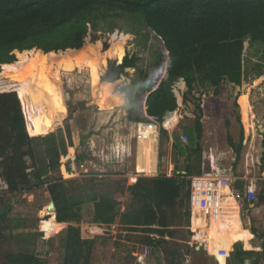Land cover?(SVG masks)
<instances>
[{"label": "rangeland", "instance_id": "374dc122", "mask_svg": "<svg viewBox=\"0 0 264 264\" xmlns=\"http://www.w3.org/2000/svg\"><path fill=\"white\" fill-rule=\"evenodd\" d=\"M98 42L103 52L115 45L116 51L119 50L120 53L118 58H106L101 72L103 75L109 63L120 64L124 57L137 58L135 66L126 69L125 76L113 83L112 95L118 101L109 100L110 110L128 108L129 117L136 122V136L140 125H152L154 129L149 135L135 137L131 141L130 156L120 162L119 169L124 174L93 175L87 173L88 169L84 171L80 165L77 166L71 158L73 149L68 146L64 132L65 120L60 121L52 132L59 147L66 145V158H71L69 168L66 171L59 169L48 172L42 177L40 186L11 204L7 221L0 224V264L4 263L7 253L16 256L22 252L45 260L47 264H62L65 233L70 226L79 228L82 239H95L90 264H167L165 261L170 258L175 259L176 264H252L254 261L264 264V203H258V195L264 189V162L260 168L261 146L256 132L258 128L264 133V45L251 51L247 43L244 44L242 63L245 75L240 86L223 82L215 93L212 86L205 84L201 88H195L184 102L185 89L180 92L178 105L173 93L178 81L164 77L167 58L160 38L146 27L141 16L99 6L41 38L17 47L0 49V91L7 92L24 84H29L30 89H33L30 78L19 82L4 74L2 66L15 64L18 54L31 50L42 54L68 50L75 52L89 43ZM64 78L67 80L70 102L72 105H80L78 108L82 106L67 119L72 143L77 147V150L74 149L75 154L93 157V166L106 170L104 164L109 154L108 146L115 138L112 137V131L94 134L79 146L81 136L90 133L91 129L100 128L97 114L105 111L94 98L88 66L83 64L71 72L60 71L59 78L55 68L43 64L41 85L51 97L53 114L60 120L66 113L62 114L63 93L52 83L63 85ZM160 82H164L167 93L177 104L179 121L172 130H167L153 119L147 120L145 114L142 115L141 102ZM198 102L203 110L200 144L206 159L204 174L196 179L192 205L181 197L178 208H166L169 227L163 238L168 244L166 251L156 250L150 248L148 239L160 237L139 231H125L123 227L121 216L140 211L144 203L132 197L128 187L136 181L141 184L145 179L157 175L171 177L178 169L182 170L183 156L189 133L193 131ZM238 116L245 123L246 141L240 150L239 160L235 162V155L226 140L229 136L235 144L238 143ZM94 119L95 124L92 125ZM128 126H120L119 136L127 134ZM159 129L165 130L166 135H159ZM181 135L187 139L185 142L180 138ZM202 177H227L234 180L235 186L246 195L244 206L239 209L237 202L229 197L207 203L201 209L198 202L201 190L205 188V179ZM56 179H61L64 183L72 205L69 220L61 230L59 226L41 221L49 218L43 216L51 203L47 188ZM191 182L193 180L190 184ZM223 192L227 193V189ZM94 193L108 197L109 209L115 217L111 225L82 219L84 211L80 206L88 202ZM11 199L9 195L1 193L0 208L8 207ZM114 243H119V246H114ZM235 250L254 251V254L239 263L233 254Z\"/></svg>", "mask_w": 264, "mask_h": 264}, {"label": "trees", "instance_id": "16d2710c", "mask_svg": "<svg viewBox=\"0 0 264 264\" xmlns=\"http://www.w3.org/2000/svg\"><path fill=\"white\" fill-rule=\"evenodd\" d=\"M99 6L141 16L146 27L160 38L167 58L164 77L177 79L173 93L178 105L180 92L185 89L184 102L195 88H201L205 84L212 86L215 93L223 82L240 86L245 75L242 63L244 44L247 43L251 51L264 45V0H0V49L17 47L41 38ZM115 47L114 45L110 50L103 52L98 42L89 43L75 52L68 50L42 54L31 50L18 54L15 64L2 66L4 74L16 81L24 82L30 78L33 89H30L29 84H24L7 92L0 91V194L12 197L8 207L0 208V224L7 221V214L13 202L16 203L23 194L40 186L42 177L48 172L68 170L71 158L77 166L81 165L84 171L88 169V174H124V171L119 169L120 162L130 156L131 141L135 137H145L153 131L152 125H140L136 136V122L129 117V109L125 107L110 110L109 100H117L112 95L113 83L125 76V70L133 68L137 62L135 57H124L120 64L109 63L103 75L101 72L105 67L106 58L120 56ZM43 64L55 68L59 78L60 71L71 72L83 64L88 66L94 98L105 111L97 114L100 128L91 129L90 133L81 136L79 146L94 134L112 131V137L115 138L108 146L109 154L104 164L106 170L94 167L91 163L93 157L75 154L77 147L72 143L68 120L64 121L63 127L68 146L73 149L71 158H66V145L59 147L54 140L52 131L61 120L53 114L51 97L41 85ZM64 80L60 86L52 83L63 93V115L70 107L80 106L70 102L67 80ZM177 104L167 93L164 82H160L148 92L145 106L143 104L141 110L143 108L142 113L145 111L149 118L165 129L174 128L179 121ZM200 106L198 102L193 131L189 133L183 156L185 174H175L171 177L159 175L145 179L141 184L136 181L128 187L130 195L144 203L140 211L121 216L123 227L125 231H139L160 237L148 239L150 248L156 250L166 251L168 244L163 238L169 227L166 208H178L181 197L190 202L191 178L204 174L206 159L200 144L203 132V110ZM167 113L170 114L166 115ZM237 122L240 127L238 143L235 144L229 136L226 140L235 155V162L239 160L240 150L246 141L245 123L239 116ZM91 124H95V119ZM123 124L129 126L127 134L121 137L119 130ZM257 125L256 123V128ZM256 132L261 146V168L264 162V133L258 128ZM159 135H166V131L159 129ZM196 179L198 178L194 179L193 190L196 187ZM53 182L47 188L51 203L43 212V216L49 218L41 221L59 226L61 230L69 220L72 205L62 180L56 179ZM258 203H264V189L258 195ZM80 208L84 211L82 219L86 222L111 225L115 220L109 209L108 197L104 194L94 193ZM188 211L187 209L189 215ZM64 241L62 264L91 263L95 239H82L79 228L70 226L66 229ZM114 246H119V243H114ZM233 254L237 262L243 263L245 257L254 253L235 250ZM165 262L176 264L172 258L166 259ZM3 264L47 262L22 252L16 256L7 253ZM252 264L258 263L254 261Z\"/></svg>", "mask_w": 264, "mask_h": 264}, {"label": "built area", "instance_id": "2783aa9c", "mask_svg": "<svg viewBox=\"0 0 264 264\" xmlns=\"http://www.w3.org/2000/svg\"><path fill=\"white\" fill-rule=\"evenodd\" d=\"M166 72V68H165ZM164 72V73H165ZM158 85V84H157ZM152 119V118H151ZM181 139L183 138L184 142L187 140L185 137L181 135ZM83 168L81 165L79 166ZM202 176V175H201ZM193 178V179H192ZM191 180H193V183L191 185V191H190V203L192 205L193 201V188H194V179L200 178L199 177H192ZM204 186L205 188L201 190V198L198 202V205L201 209H204V206L207 203L215 202V201H222L226 198L232 197L238 204L239 208L240 206H244L245 204V196L242 190H239L235 184L234 180L227 178V177H207L204 178ZM224 189H227V193H224Z\"/></svg>", "mask_w": 264, "mask_h": 264}, {"label": "water", "instance_id": "95a60500", "mask_svg": "<svg viewBox=\"0 0 264 264\" xmlns=\"http://www.w3.org/2000/svg\"><path fill=\"white\" fill-rule=\"evenodd\" d=\"M83 106H84V105H83ZM81 107H82V106H81ZM76 109H77V106H72V107H70V108L66 111L65 115L63 116L62 121L69 119V118L71 117V115L74 113V111H75ZM168 114H170V113H167L166 115H168ZM166 115H165V116H166ZM182 174L184 175L185 172H183ZM52 206H53V203H52ZM53 210H54V206H53Z\"/></svg>", "mask_w": 264, "mask_h": 264}, {"label": "crops", "instance_id": "0c3cea01", "mask_svg": "<svg viewBox=\"0 0 264 264\" xmlns=\"http://www.w3.org/2000/svg\"><path fill=\"white\" fill-rule=\"evenodd\" d=\"M165 76V75H164ZM148 95V94H147ZM147 95L145 96V99H144V102H143V104H144V106H145V100H146V97H147ZM146 109V108H145ZM167 130H172L173 129V127H171V128H166ZM159 133V132H158ZM137 135H138V131H137ZM171 143H172V140H171ZM171 146V145H170ZM184 159V158H183ZM169 169V168H168ZM174 172H175V169L173 170ZM169 172V171H168ZM184 172V166L182 167V170H180L179 171V169H178V171H176L175 173L176 174H181V175H183L182 173ZM166 175H168V173L166 174ZM170 175V174H169ZM158 176V175H157ZM157 176H155V177H157ZM236 185H237V183H236ZM251 208V207H250ZM240 209V208H239ZM249 211V210H248ZM157 237V236H156ZM165 240V239H164ZM263 246V252H264V244L262 245ZM243 251H245V250H243ZM246 252H254V251H246Z\"/></svg>", "mask_w": 264, "mask_h": 264}, {"label": "bare ground", "instance_id": "6f19581e", "mask_svg": "<svg viewBox=\"0 0 264 264\" xmlns=\"http://www.w3.org/2000/svg\"><path fill=\"white\" fill-rule=\"evenodd\" d=\"M144 112H145V111H144ZM144 112L142 113V115H143V114H145V115H146V113H144ZM146 116H147V115H146ZM146 118H147V120H149V119H148V118H149L148 116H147ZM61 121H62V119H61Z\"/></svg>", "mask_w": 264, "mask_h": 264}, {"label": "flooded vegetation", "instance_id": "af4514ba", "mask_svg": "<svg viewBox=\"0 0 264 264\" xmlns=\"http://www.w3.org/2000/svg\"><path fill=\"white\" fill-rule=\"evenodd\" d=\"M77 108H78V106H77Z\"/></svg>", "mask_w": 264, "mask_h": 264}]
</instances>
